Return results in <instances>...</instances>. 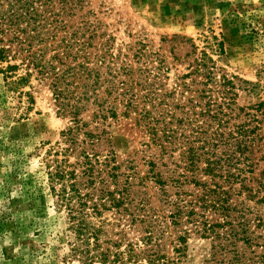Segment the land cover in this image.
Segmentation results:
<instances>
[{"label": "trees", "instance_id": "obj_1", "mask_svg": "<svg viewBox=\"0 0 264 264\" xmlns=\"http://www.w3.org/2000/svg\"><path fill=\"white\" fill-rule=\"evenodd\" d=\"M77 3L84 0H0V75L20 117L34 109L37 81L69 121L46 153V170L74 234L71 259L183 264L196 238L209 244L207 264H264V98L250 107L238 102L256 84L222 72L205 51L172 84L160 55L153 69L118 68L109 40L92 52L98 26L72 19ZM218 47L223 54L224 43ZM90 112L93 129L84 119ZM132 117L150 151L145 178L118 162L108 130L98 133ZM165 155L171 164L163 174ZM148 180L178 188L164 209L132 196L133 185Z\"/></svg>", "mask_w": 264, "mask_h": 264}, {"label": "rangeland", "instance_id": "obj_2", "mask_svg": "<svg viewBox=\"0 0 264 264\" xmlns=\"http://www.w3.org/2000/svg\"><path fill=\"white\" fill-rule=\"evenodd\" d=\"M77 6L72 18L76 23L86 20L98 26L92 52H103L102 44L109 40V58L118 68L137 73L153 69L160 55L172 84L205 51L222 72L256 84L240 92V106L250 107L264 98V0H84L82 8L81 3ZM219 42L224 43L223 54ZM32 86L36 104L20 117L18 99L7 92L0 75V264H81L70 257L75 238L68 213L47 183L46 153L62 141L69 121L58 114L45 85L33 81ZM91 114L84 119L93 129ZM259 116L264 121V109ZM132 119L110 121L113 127L101 125L98 133L108 130L118 162L124 167L132 163L135 173L145 178L150 151L144 153L147 139ZM170 164L165 155L159 171L164 174ZM185 190L191 193L194 188ZM131 191L136 202L144 199L148 208L160 210L178 188L148 180L137 181ZM136 228L142 230L139 224ZM208 250L207 242L195 238L183 264H207Z\"/></svg>", "mask_w": 264, "mask_h": 264}]
</instances>
